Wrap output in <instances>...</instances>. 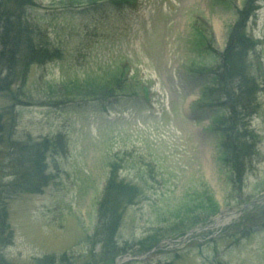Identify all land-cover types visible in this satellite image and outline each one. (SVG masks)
Returning a JSON list of instances; mask_svg holds the SVG:
<instances>
[{
    "label": "rangeland",
    "instance_id": "obj_1",
    "mask_svg": "<svg viewBox=\"0 0 264 264\" xmlns=\"http://www.w3.org/2000/svg\"><path fill=\"white\" fill-rule=\"evenodd\" d=\"M35 4L27 19L50 55L0 83V141L13 144L0 145V264H264V0ZM241 21L259 90L240 176L221 160L212 119L225 111L199 100L211 74L197 68L216 66ZM88 79L111 86L76 97L49 88ZM36 146L42 162H31ZM109 185L135 194L111 222ZM195 195L214 207L175 241L200 216H175Z\"/></svg>",
    "mask_w": 264,
    "mask_h": 264
},
{
    "label": "trees",
    "instance_id": "obj_2",
    "mask_svg": "<svg viewBox=\"0 0 264 264\" xmlns=\"http://www.w3.org/2000/svg\"><path fill=\"white\" fill-rule=\"evenodd\" d=\"M35 0H0V83L5 81L7 87V79H9L8 86L15 80L16 70L19 66L24 67L23 72L29 68L33 63L45 62V59L50 55V51L46 49V53L40 48H44V43L41 41V31H35L27 19L26 12L28 9H33ZM247 12L243 16L247 17ZM246 17L243 18L245 22ZM242 21L238 27H233L229 33V39L220 53V60L216 66H209L203 63L197 71L204 73L210 71V78L203 82L199 100L208 101L211 106L218 107L221 114L212 119L221 129L223 135L221 140V160L228 164V161H233L231 169L237 171L241 176L244 169V161L247 152H251L253 142L250 137V128L248 120L250 116L255 113L256 103L255 94L259 90L257 85V77L255 69L246 61L245 48L250 41L243 30ZM200 40L208 41V37L201 31ZM49 59V58H48ZM47 59V60H48ZM206 67V68H205ZM5 74L4 77L2 75ZM23 75V73H22ZM17 77V75H16ZM23 77L20 78V82ZM111 86V80L103 84L101 81L95 82L93 79L87 81H71L61 85L60 87L49 85L52 93L56 91L61 92L63 96L76 97V95H89L98 89L107 88ZM50 91V92H51ZM55 95V93H54ZM8 139L0 141V145L6 146L13 144ZM30 159L36 157L40 162L37 146L36 151H28ZM22 161L25 152L18 153ZM41 168H39L40 170ZM121 185L120 183L117 184ZM109 185L104 192L101 207H105L111 201V208L109 216L110 222L114 219V213L118 212L117 208L120 203H126L128 199H132L135 194H126V189H118L117 187ZM196 196V195H195ZM199 199V200H198ZM213 198L204 199L198 196L192 199H185L176 210V219H189L193 213L199 218H194L187 226H183L181 230L191 228L194 223L202 222L205 219L203 211L211 210L214 207ZM118 205V206H117ZM195 214V215H196ZM113 216V218H111ZM104 222V221H103ZM110 225L103 223L102 228H108ZM161 239L162 235H159ZM158 239V240H159ZM157 237L149 238L145 245L153 246L158 242ZM149 243V244H148ZM116 250V248H115ZM125 251V250H124ZM121 251L113 252L112 255L117 256ZM112 256V257H113ZM104 261V260H101ZM99 262V261H98Z\"/></svg>",
    "mask_w": 264,
    "mask_h": 264
},
{
    "label": "water",
    "instance_id": "obj_3",
    "mask_svg": "<svg viewBox=\"0 0 264 264\" xmlns=\"http://www.w3.org/2000/svg\"><path fill=\"white\" fill-rule=\"evenodd\" d=\"M195 230H198V229H192V230H190L187 234H189V233H191V232H193V231H195ZM186 234V235H187ZM184 236H182V237H180L179 239H182Z\"/></svg>",
    "mask_w": 264,
    "mask_h": 264
},
{
    "label": "bare ground",
    "instance_id": "obj_4",
    "mask_svg": "<svg viewBox=\"0 0 264 264\" xmlns=\"http://www.w3.org/2000/svg\"><path fill=\"white\" fill-rule=\"evenodd\" d=\"M215 224L218 226V220L215 222Z\"/></svg>",
    "mask_w": 264,
    "mask_h": 264
}]
</instances>
